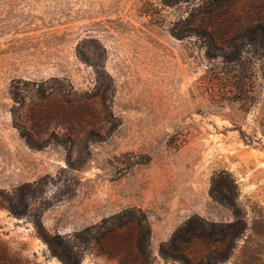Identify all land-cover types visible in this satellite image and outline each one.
<instances>
[{
    "label": "rangeland",
    "instance_id": "rangeland-1",
    "mask_svg": "<svg viewBox=\"0 0 264 264\" xmlns=\"http://www.w3.org/2000/svg\"><path fill=\"white\" fill-rule=\"evenodd\" d=\"M260 17L264 0H0V192L28 205L0 196V253L63 264L36 219L68 236L135 206L151 264H184L161 244L193 215L234 219L211 196L223 173L248 227L221 264H264V58L242 44Z\"/></svg>",
    "mask_w": 264,
    "mask_h": 264
},
{
    "label": "trees",
    "instance_id": "trees-1",
    "mask_svg": "<svg viewBox=\"0 0 264 264\" xmlns=\"http://www.w3.org/2000/svg\"><path fill=\"white\" fill-rule=\"evenodd\" d=\"M243 45H251L260 59L264 58V17H260L253 31L246 32ZM264 75V64L261 63ZM29 141V140H28ZM30 144V142H28ZM17 193L3 194L7 207L15 215H25L28 205ZM211 196L220 204L230 208L234 219L228 222H215L191 216L161 244L160 255L184 264H221L227 261L248 227V212L239 201L237 184L223 173L217 175L211 187ZM15 199L18 201H15ZM264 224V218H262ZM38 234L47 243L52 254L63 264H81L85 253L115 258L120 264H151V225L148 214L140 207H128L99 222L65 236L49 233L43 223L35 220ZM0 264H18L8 247L1 250Z\"/></svg>",
    "mask_w": 264,
    "mask_h": 264
},
{
    "label": "bare ground",
    "instance_id": "bare-ground-1",
    "mask_svg": "<svg viewBox=\"0 0 264 264\" xmlns=\"http://www.w3.org/2000/svg\"><path fill=\"white\" fill-rule=\"evenodd\" d=\"M87 264V263H86Z\"/></svg>",
    "mask_w": 264,
    "mask_h": 264
}]
</instances>
